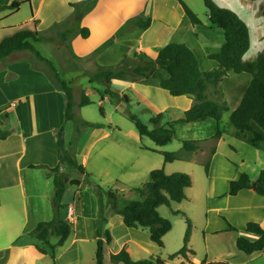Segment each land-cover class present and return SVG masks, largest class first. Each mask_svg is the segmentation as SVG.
Segmentation results:
<instances>
[{
	"label": "crops",
	"instance_id": "0c3cea01",
	"mask_svg": "<svg viewBox=\"0 0 264 264\" xmlns=\"http://www.w3.org/2000/svg\"><path fill=\"white\" fill-rule=\"evenodd\" d=\"M35 1V5H33V0L21 2L32 6L33 13L29 20L33 22L37 19L39 23L41 21L38 18L40 12L47 7L53 9L54 2H58L56 0ZM213 1L219 6H228L225 3L226 0ZM245 1L250 3L248 9H253L256 0ZM4 2L6 1L0 0V4H7ZM66 2L69 5V13L71 11L78 13H72L69 17L65 16L63 20L57 21L60 26L57 37H49L48 45H51L53 53L57 52V56H59V51L67 49L63 45L67 37V27H74L72 37L74 39L71 40L72 42L70 41V51L74 56H77L82 48V44L77 45V38H75L80 36V28L86 26L89 29V35L85 40L89 39L93 33L98 32L107 38L118 27L130 24V21L132 22L136 17L150 18L151 22L148 28L139 29L136 27V30H138L139 51L150 54L152 58L167 43H182L183 41L180 40L173 41V38L180 28L189 29L187 22L185 23V13L175 0H66ZM63 3L65 2L63 1ZM263 4L264 0L258 3L253 10L260 12ZM60 8L62 9L61 6ZM55 12L57 13L56 9ZM211 26L210 24L208 26L210 30ZM158 32L164 36L155 39L154 36ZM170 32L172 33L170 34ZM214 32L217 33L215 30ZM2 38L0 37V40ZM221 38H223V32L212 37V40L209 41V44L214 48L213 52L219 50L223 42ZM258 44L259 50L252 56H247L251 47L250 39V47L243 56L244 60L255 59L263 49L264 33L259 34ZM24 51L29 50L12 52L0 60V113L3 114L2 116L0 114V128L3 129L2 119H6V121L10 119L12 125L9 127L10 133H6L5 139L0 140V264H95L99 223L102 220L104 229L107 226L112 228L114 220L120 221L119 216L113 214L108 204L109 198L105 202L103 201L100 184L90 181L83 187L82 179H80V184H69L68 181L75 176H67L65 169H72L70 174L79 173L81 178L85 175L58 157L59 144H61V148L68 147L70 142L66 140L72 139L68 135L73 132V129L66 125L68 122L66 119L67 93L62 87V80L56 77L57 72L43 56L44 59H41L31 51V55H35L41 65L27 64L25 59L20 57ZM86 53L89 51L82 54ZM208 54L207 52L206 55ZM5 61L7 65L4 64ZM207 67H212V64ZM11 78H16V80L10 81ZM20 79L29 81L26 85L18 84ZM4 80H9V84H5ZM250 80L251 75L247 79L239 78L245 87L237 99L235 107L231 110L239 105ZM190 100L192 99L190 98ZM83 123L85 127L89 122L84 121ZM85 131L82 129L77 138L79 144L72 147L68 151V155L71 153L70 157L77 164H81L89 172L88 174H107V167L114 169L115 162H117L122 165L121 170L125 172L123 173L126 175L125 179H131L132 175L135 178L138 175H148L149 171L154 168L163 166L165 170L168 165L163 162L162 158L156 157L158 155L156 152L137 142L134 150L141 147L139 156L143 165L142 168L132 171L125 160L135 153L134 150L126 152V140L122 139L119 130H115L111 126L102 129L97 134L92 133L91 130L92 134L90 133L84 138ZM117 132L121 138L117 137ZM222 134L217 140H223ZM210 140L211 142H207V140L202 142L200 148L187 161L194 163L196 162V153L206 152V149L210 151L214 147L215 137L213 136ZM229 146L235 148L231 144ZM118 148L122 150V153L116 150ZM115 151L117 154L114 153ZM145 152L150 154H143ZM30 164L35 167H29ZM53 167H57L59 173L64 175L66 180L60 201L63 208L59 209V217L71 222V233L63 245L55 248L54 261L51 258V249L27 234L38 222L51 220L55 216L52 201L53 176L47 174ZM254 167L256 168L253 173L245 171L252 180L256 179L259 171L264 168V161H259ZM166 173L170 174L171 172ZM188 173L191 174L190 171ZM235 178L237 177L231 179ZM213 179L214 176L207 171V183L204 184L202 195L195 193V180L193 179L192 185L186 189V199L183 200L184 202L188 201L187 203L192 206H202L201 210L205 213L202 225L199 226L202 228L204 238V255L200 259L197 256V251L193 249L195 254L192 257L189 255V261L175 258L173 264H200L203 259L206 261L227 259L230 264H264V251L246 255L235 247V240L239 236H245L251 240L256 238L255 234L246 232V223L255 222L264 228V197L252 189H242L235 195H230L228 190L220 192L216 187V182H212ZM182 202L178 203L180 208ZM104 203L105 206L107 203V209H104ZM69 207L72 210L71 214H68ZM175 210L179 211V209ZM181 210L191 216L189 209ZM129 229L134 234L136 233L134 230L138 228ZM140 229L139 231H147ZM57 239L54 237L50 241L55 243ZM150 241L148 240L146 243L143 240L141 243L132 236L123 246L127 245L131 258L138 260L136 256L140 255L141 251L147 250V253L151 255L158 253L155 244ZM37 245L44 247L46 251L40 252ZM190 245L192 246L191 241ZM119 250L120 245L116 249L106 250L107 264H119L110 261V254Z\"/></svg>",
	"mask_w": 264,
	"mask_h": 264
},
{
	"label": "rangeland",
	"instance_id": "374dc122",
	"mask_svg": "<svg viewBox=\"0 0 264 264\" xmlns=\"http://www.w3.org/2000/svg\"><path fill=\"white\" fill-rule=\"evenodd\" d=\"M5 1L6 2L4 3L9 4L12 0ZM18 1L23 2V0ZM63 1L65 3H63ZM183 1L199 17L201 24L198 26L192 25L185 15V23L187 22L189 29L180 28L176 32L173 41H183L182 43L187 45L194 52L200 68H205L207 70L212 67L214 68L216 67V62L210 60L206 53L214 51V48L209 44V41L212 40V37L221 34L222 31L215 26H211L203 0ZM261 1L262 0H256L253 4V9ZM22 2L18 10L6 9L0 12V37L10 35L17 28L26 27L32 29L33 24L36 25V30L38 31L39 36H41V39L33 42V46L57 72L56 77L60 78L62 80L61 82L65 83V87L71 95V117L66 125L67 127H71L73 132L68 135V137L72 139L66 140L70 142L69 146L61 148L64 149L63 153L66 157V160L64 161L67 162L68 151L72 147L74 148L76 144H79L77 138L82 132V129L86 130L84 134L85 138L91 133V130L92 133L97 134L102 129H107L110 126L115 130H119L122 139H124V141L126 140V152L134 150L136 148L135 143L138 142L141 146H146L148 149L156 152L158 154L156 157L160 159L162 158V160V152H176L182 157H185L187 152L182 149V142L184 140H199V143L201 142L200 144L206 140L207 142H211L210 138L216 133V128L223 130V140L219 141L215 138V144L213 147L215 151L214 154L211 153V150L208 151V149H206V152L196 153V162L194 163H190L185 159L175 160L168 163L165 169V172L171 173H173V171L185 173L190 171L192 182L193 179L195 180V193L201 195L204 193V184L207 183V172H205L204 168L205 163H208V171L214 176L212 182H216L218 191L222 192L229 189V182L233 180L231 178L235 176L238 177L241 172L245 171L253 173L256 168L254 167L255 164H258L259 161H264V147H253L242 138L233 135V131L235 130L229 122L230 111L235 107L236 101L239 99L245 87V84L241 83L239 78L245 77V79H247L250 74L228 71L220 81V89L224 94L223 98L225 97L224 100L226 101L229 110L222 114L218 125L215 120L210 118L188 123L177 122V120L184 115V111L192 106L194 99L187 96H171L167 91L158 86V80L161 76L159 74L145 78L135 72L138 65L144 64L145 61L141 60H146V57L150 58L151 55L139 51L137 41L138 30H136V27H134L131 21L130 24L125 26V28L124 26L118 27L114 33L107 38L102 36L99 32L93 33L87 40L81 37V35L76 36L77 45L82 44V50L80 49V53H77V56H74L70 51V41L74 39L72 38L74 27H67V37L63 44L67 49L66 51H59V56H57V52L53 53L51 45H48V41H50L49 37H57L60 30L57 21L63 20L65 16L69 17L72 13L76 12L71 11L69 13V5L66 0H56L57 3L54 2L53 9L47 7L40 12L38 16L41 20L40 23L37 19L36 22H32L29 20L33 13L32 6L28 3L22 4ZM35 3L36 1L33 0V5H35ZM225 3L228 5L225 6V8H229L236 12L249 27L251 47L247 56H252L259 50V34L264 33V20L261 16V11L255 12L253 9L249 10L248 4L250 3L245 0H226ZM55 9L57 10V13L55 12ZM209 24L211 30L208 28ZM214 30L217 31V33L214 32ZM172 32H170V34ZM163 36L164 34L158 32L154 37L155 39H160ZM87 51H89V53H86L87 55L82 54ZM31 54V51H24L21 53L20 57L24 58V61L27 64L41 65L35 55ZM4 64L7 65V62L5 61ZM211 64L212 67L208 68L207 66ZM25 77L29 78L27 76ZM15 80L16 78L10 79V81ZM28 81L29 80L27 79H20L18 84L23 83V85H26ZM4 83L8 85L9 80H4ZM63 89L66 92V89ZM108 89L115 95L109 94L107 92ZM81 94H86L90 100V103L83 107L81 106L82 108L78 106L79 104L77 105V102L79 103L81 99ZM211 96L213 97L215 94H212ZM190 98L192 100H190ZM100 108H102V110H100ZM129 113L135 114L150 129L154 127L151 118L158 113H162L159 123L163 126H166L167 123L172 124L175 131L173 140L166 145H156L148 137H140L134 124L127 117ZM0 114L1 116L3 115L2 112ZM13 119L15 120L14 117ZM1 121L3 123V129H1V127L0 130L4 133H10L9 127H12L10 119L8 121L2 119ZM84 121H87V123L89 122L85 127V124L83 123ZM117 137L121 138L118 136V132ZM230 144L235 148H230ZM139 148L141 147L134 150L135 154L131 155L128 160H125L129 167H131L132 171L142 168L143 165L142 159L139 156ZM116 150H119L120 153H122L120 148ZM114 153L117 154L116 151ZM70 154L71 153H69L68 156H70ZM143 154L149 155L150 153L145 152ZM192 154H194V152L190 153L189 157L193 156ZM121 166L122 165L115 162L114 169L107 167V174L102 173V175H97L90 173L84 174L85 176L82 178L75 170L74 171L77 174H70L72 169H65V172L67 176H75L73 179H82L83 187L90 181L100 184L101 192L103 193V201L105 202L109 198L108 204L110 207L112 206V203H114V205L121 208L133 199H140L135 188L140 187L148 179V175H138L136 178L132 175L130 177L131 179H125L126 175L123 174L125 172H122ZM102 179H104V182H102ZM187 202L188 201H183L181 203V208L178 203H172L171 207L160 206L158 208L160 215L171 221L172 228L163 237V248H160L154 242L150 241L155 244L154 246L158 249L157 254L151 255L150 253H147V250H145V252L141 251L140 255L136 256L138 259L158 255L164 259V264H173V260L169 259L168 256L181 248L186 230L185 217L180 214H173L172 211H176L175 209H179L180 212L185 213L186 217L191 222V235L188 247H193L192 249L197 251V256L200 259L202 258L204 255V238L202 235V228L199 226L202 225L201 222L204 220L205 213L201 210L202 206H192ZM103 205L104 209L108 208L107 203L106 206L105 203ZM60 208H63V206L61 205ZM181 209H189L192 218L189 214H186V211ZM117 215L119 216L118 219L120 221L114 220L112 228L107 226L104 229L102 220L100 221L101 223H99L98 228L101 232L100 238L105 239L104 230H108L111 235V242L107 245L105 251L116 249L119 245L121 249L124 243L128 241V238L132 236L135 237L136 241L141 243L143 240L146 243L150 240L148 231H139L141 229L140 227H137L138 229L134 230L136 233H131L129 228L132 227L125 226L121 215ZM54 237L55 236H52L50 240ZM190 241L192 246L190 245ZM190 256L192 257V255Z\"/></svg>",
	"mask_w": 264,
	"mask_h": 264
},
{
	"label": "trees",
	"instance_id": "16d2710c",
	"mask_svg": "<svg viewBox=\"0 0 264 264\" xmlns=\"http://www.w3.org/2000/svg\"><path fill=\"white\" fill-rule=\"evenodd\" d=\"M177 1L189 21L194 26L201 24L199 17L187 6L183 0ZM206 8L208 20L223 32V42L216 52L207 55L210 60L216 62V67L210 70H201L194 52L184 43L170 42L163 46L153 58L146 57L143 65H138L135 72L149 78L152 75H161L158 86L167 91L171 96H187L194 99L192 106L184 111V115L177 122L188 123L201 121L207 118L215 120L218 125L221 116L229 110L223 93L220 89V81L228 71L234 73H248L251 80L246 88L239 105L230 112L229 122L234 127V135L242 138L253 147H264V46L251 61L244 60L243 56L250 47L249 28L240 16L229 8L219 6L213 0H203ZM21 2L12 0L9 4H0V11L13 10L20 6ZM32 13V12H31ZM32 15V14H31ZM261 16L264 20V4L261 8ZM36 22V20H33ZM150 18L136 17L132 23L139 29H146L150 25ZM125 28V26H124ZM81 37L89 35V29L82 27L79 29ZM41 39L36 25L33 28L21 27L13 33L0 40V60L7 57L12 52L29 50L38 57L44 59L33 46V42ZM66 89L65 83L61 82ZM111 95H115L108 89ZM68 103L66 108V119H70L71 95L66 89ZM215 94V96H211ZM90 103L86 94H81L79 106ZM102 110V108H100ZM128 119L134 124L140 137H148L156 145H166L170 143L175 131L171 123L166 126L160 125L159 121L162 113L151 118L153 128H148L135 114L129 113ZM223 130L216 128L213 135L218 138ZM6 133L0 130V139H5ZM60 146V144H59ZM200 148L199 140H184L182 149L187 152L185 157L176 152H162L163 162L170 163L175 160H187L189 154ZM214 148H211V153ZM60 160H66L63 149L58 151ZM67 163L74 166L81 174H88L81 164H77L74 159L67 155ZM29 167H35L30 164ZM205 172L208 171V163L204 164ZM48 175L53 176L54 190L52 201L55 209V216L48 221H40L27 234L41 244L51 249V258L54 261L55 248L63 245L71 233V222L59 217L61 207L60 199L66 185L65 176L60 174L57 167L50 168ZM67 179V178H66ZM68 180V179H67ZM192 185L191 175L185 172L166 173L164 167L154 168L149 171L148 179L135 191L140 199H133L125 206L119 208L112 203L111 209L114 214L122 217L123 224L127 227L145 229L149 233V238L160 248L164 247L163 237L172 228L171 221L160 215V206L171 207L172 203H180L186 199V189ZM242 189H252L264 197V168L259 171L256 179L252 180L245 172H241L236 179L229 182L228 193L237 194ZM173 214H180L185 217L186 230L181 248L170 254L169 259L175 258L189 259V255H194L193 249L188 247L191 235V222L185 213L172 211ZM104 220V219H103ZM246 232L256 235L251 240L245 236H239L235 240V247L246 255H252L264 251V228L258 223L248 222L245 225ZM98 239L95 250V264H107L106 247L111 242V235L108 230H104L105 239H101V232L98 230ZM57 237L55 243H51L50 238ZM40 252L46 249L37 245ZM110 261L119 264H164L165 261L160 256H150L148 258L134 260L126 246L118 252L110 254ZM200 264H230L227 259L217 261H206L203 259Z\"/></svg>",
	"mask_w": 264,
	"mask_h": 264
},
{
	"label": "water",
	"instance_id": "95a60500",
	"mask_svg": "<svg viewBox=\"0 0 264 264\" xmlns=\"http://www.w3.org/2000/svg\"><path fill=\"white\" fill-rule=\"evenodd\" d=\"M68 182L69 184H80V180L78 179H70Z\"/></svg>",
	"mask_w": 264,
	"mask_h": 264
},
{
	"label": "built area",
	"instance_id": "2783aa9c",
	"mask_svg": "<svg viewBox=\"0 0 264 264\" xmlns=\"http://www.w3.org/2000/svg\"><path fill=\"white\" fill-rule=\"evenodd\" d=\"M72 210L71 207L68 208V214H71Z\"/></svg>",
	"mask_w": 264,
	"mask_h": 264
}]
</instances>
